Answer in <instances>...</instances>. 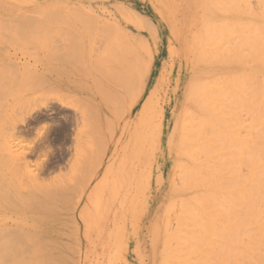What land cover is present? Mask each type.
<instances>
[{
	"label": "bare ground",
	"instance_id": "1",
	"mask_svg": "<svg viewBox=\"0 0 264 264\" xmlns=\"http://www.w3.org/2000/svg\"><path fill=\"white\" fill-rule=\"evenodd\" d=\"M165 3L171 6L176 12V15L172 18H167L169 15L166 17L165 22L169 28V34L165 37L167 57L161 60L154 70L153 64L157 55L154 29L157 26L152 24L149 18L132 9L130 13L122 12V15L124 14L123 16L113 12V16L109 17L107 19L108 21L104 23H98L97 13L96 15L90 14L89 16L91 17L88 16V18H92L90 19L91 21H88L89 23L91 22L90 26L93 27V23H96L101 27L100 29L98 25H95L100 29L98 30L96 28L99 32L103 30L104 32L101 31L103 35L108 33V36L105 35L107 37L105 41L100 42L101 40H98V43L102 45L95 49L96 53L95 51L91 53V57L95 54L98 56V58L96 55L94 56L93 59L97 60V62L94 60L95 65L92 67L90 66L89 68L91 69H85L80 72H70L69 74L65 73L63 75L64 77L58 74L51 75L50 73L54 82H57L56 80H59V82L64 81V79L69 80L70 78L81 82L84 80L82 78V75H84L88 77V80L93 79V81H96H92L96 83L94 87L99 86L97 84L100 82L107 85L109 90L106 86L104 87V85L100 84V86L102 85V87L106 88L103 89V93L107 95V92L104 91H109V96H107L108 102L105 99V104H109V106H107L108 108L104 107L111 110L118 121L119 119H125L131 113L128 124H135L134 129H137L138 137H140L139 141L143 142L142 146L139 145L140 149L138 155L139 153H146L147 157V160L144 158L140 159L139 164L142 166L146 162L147 167H149L148 164L152 166L150 173L144 180L146 186L149 184L150 187L139 193L140 186L144 184L142 180L139 183L141 185L135 189L137 190L136 194L139 193L138 197L136 196L132 200H128L129 197H126L124 200L125 209L122 215L119 214L121 221L115 223L117 229L114 234H111V245L107 257V264H136V261L139 264H264V0H165ZM65 4L67 3L65 2ZM97 5L98 4H96V6ZM33 6L34 4L26 0H0V19L3 20V22L0 20L1 25L4 22L6 23V21L9 23L5 25H9L11 20L14 21L17 19L16 22H11L14 27L15 23L19 24L22 21L23 23L26 22L25 24H29L28 22H31L33 17L28 18V16L32 15L26 14V12L30 9L31 12L29 11L28 13L34 16ZM37 7L39 6L37 5ZM46 7H42L45 9L39 8L40 11H36L38 13L35 14V18H39L37 15L44 13ZM73 7H70L72 9H69L68 6L66 7L68 9L64 8L71 13L70 10H76ZM160 9L161 12H163L162 8ZM41 10L44 11L42 12ZM66 10L63 11L66 12ZM81 10L82 9H80L79 12H81ZM45 13L47 14L43 15L44 17L49 14L52 19V16L55 15V12H52L50 15L51 11H45ZM73 13L71 14L72 16ZM62 14L64 13L62 12ZM76 14H78V11ZM59 15H57V17L54 16L56 18L55 20L61 18L58 17ZM108 16L110 15L108 14ZM163 16L165 19V15ZM118 17L123 18L124 21L121 19V23L129 22L124 24L127 26H125L127 28V33L119 26L121 23L118 21ZM67 18L68 17H65V19ZM22 19H24L25 22ZM29 19L31 20L29 21ZM45 20L46 18L44 20L42 18L41 21L43 22ZM48 20L49 22L52 21L50 19ZM81 20L83 21V19ZM81 20L79 21L77 19L76 21L81 22ZM86 20L85 18L84 21ZM45 23L48 25L47 20ZM11 24L10 27H12ZM25 24L21 25L25 26ZM148 24L152 26V28L150 26V32L144 29V27H149ZM80 25L82 26V23ZM37 26L35 24L33 27H36L37 30L39 28H37ZM41 26H43L42 23ZM102 26H105V28ZM2 27L4 28V24ZM2 27L0 26V28ZM10 27L7 26L8 29ZM14 27L13 33L16 35V30L19 28V32L21 29L18 26L17 28ZM3 28L2 30L5 29ZM40 29L42 32L43 29L41 27ZM132 29L142 33V37H144L145 40H142V38L136 39ZM2 30L0 31L1 35H4L6 31ZM33 30L35 29L33 28ZM144 30L146 31L144 32ZM128 31L131 33L132 38L127 36ZM9 32L8 35L10 36ZM99 32L94 31V36L98 35ZM20 33L17 34L20 35ZM58 33L61 34V32ZM89 33L88 37L90 36ZM21 34L23 35V33ZM102 34L100 33L101 37L99 35L96 38L101 39L105 37ZM1 35L0 40L2 41ZM8 35L6 34L7 37ZM12 35L13 34H11V38ZM51 36H54V34ZM11 38L9 40H11ZM63 38L67 39L65 36H63ZM31 41L32 40H30V42ZM3 42L5 41L3 40ZM16 42H19V40ZM48 42L44 44V41H41L40 45L43 43L44 46H42H46L45 48H47L49 47L47 46ZM25 43L29 42L25 41ZM15 45L18 46L19 44ZM22 46L25 48V45ZM29 46H31V44ZM54 47H56V45ZM32 48H34V46H32ZM32 48L29 53L33 52ZM19 49L21 50V48H18V50ZM62 51L61 49V52ZM22 52L25 54L24 50ZM65 52L68 53L67 51ZM34 54L35 52L33 55ZM65 54H61V56L64 57ZM30 55L31 54H28L29 57H32V55ZM146 55L149 57L144 66ZM9 56L10 55H8V57ZM17 56L15 58H17ZM32 58L30 62H32ZM12 61H8V63H10L9 66L6 61H4L6 64L2 62L1 65L3 64V66L0 67L4 68L6 65L5 67L7 69L13 68L14 64ZM17 61L19 60L17 59L15 64ZM51 61H53V59ZM18 64L17 66H20ZM31 68L33 69V67ZM56 68L58 67L56 66ZM13 69H11L13 73L9 70L12 76L15 74V68ZM16 69H18V67ZM23 69L24 66L19 69V71ZM29 69L28 67L27 69L25 68L23 70L24 74L27 75L28 73L26 72H28ZM34 70L36 71L35 68ZM34 70H32V72ZM4 71L5 70H3V72ZM7 72L8 71H6V73ZM52 72L57 73L55 70ZM21 73L19 74L21 75ZM9 74L7 73L8 76H6L11 77ZM16 74L18 75V73ZM7 77L2 80L0 78V80L5 82V80L8 79ZM10 77L8 81L14 78L15 75L14 77ZM20 79L23 81L21 77ZM97 79H101L99 80L100 82ZM75 82L79 84V82ZM75 82L73 84H76ZM26 85H23V88ZM76 86L77 84L75 87ZM7 88L10 87L7 86ZM3 90L1 89V91ZM100 92L98 93L102 94V91ZM67 93H63V95L66 94L65 96L70 97L71 95L69 96ZM90 94L93 96L95 95L91 93V91ZM59 95L62 94L59 93ZM2 98L4 99V97ZM0 102H2V100ZM137 106L140 107L138 108ZM1 112L3 113V110ZM106 118L107 116L104 119L105 124L112 125ZM86 119L89 121V118L86 117ZM85 123L88 124L87 132L89 131L91 133L90 130L92 129H90L89 126L92 127V124H89L90 121L89 123ZM96 127L98 128V126ZM96 127L94 128L96 129ZM123 129H127V123L123 125ZM99 131L100 130H98V132ZM2 135L0 133V137ZM92 142H94V140H92ZM99 143H101V141H99L98 144ZM1 145L2 143L0 146ZM94 146L96 149L98 145ZM2 153L4 154L5 152ZM5 155L8 156L9 153ZM78 157L79 159L87 158L80 157V154ZM76 160H78V158H76ZM80 161L81 160H78L77 164L78 162L80 163ZM21 162L19 164H21ZM74 163H76V161ZM74 163H72L74 167L72 164L69 166L70 168L72 166L73 171H76L77 169L75 168H77V164ZM92 163L94 162L92 161ZM82 165L84 166L85 162ZM87 168L84 169L88 170ZM155 170L156 173L154 176ZM5 171L3 177L7 175ZM79 171L77 175L81 172ZM6 172L9 171L7 170ZM89 172L91 171L89 170ZM72 173L71 175L68 174V178L71 180L72 185H70L69 179V182L68 180L61 179L57 184L54 183L51 185H45L43 181L40 180V190L38 191L37 186L36 191L34 189V191L30 190V192L38 191V193L41 191L40 198L33 199L36 200V202L31 199L28 200V205H31L30 210L31 207L35 206L34 209L36 212L32 213L29 210L31 214H29V216L24 215L26 216L24 218L27 220L29 218L32 221L31 226L33 227V231L30 233L31 230L24 231L23 229V231H21L22 236L18 233V238L20 239L19 241L15 240L18 242L17 244L15 242L16 245L13 244V240H11L12 242L9 241L8 237L9 234L11 236L12 233V231L9 233L10 230L14 228L18 232L17 229L19 228H16L17 226L14 227L15 225L13 227L8 225V221L7 224L5 221H3L2 225V222L0 223V235H5V237L3 236V238L1 237L2 239H0L1 244L4 239L8 240V242L5 241L3 243L5 247L0 245V247H3L2 249L0 248V260L3 264H13V262L10 263V260H17V264H75L76 261L72 259V256L73 254L75 256L74 252L76 250L73 251L72 245L76 244L77 239L72 236L71 232H64L66 230H61L64 225L62 217L66 218L68 215L64 212L66 216H63V213L61 215L62 217L60 215L58 216V214H61L62 210H65L62 207L64 205L62 202H67L68 200L66 199L70 197L73 198V195L71 196L68 194L69 192L72 193L68 191L69 188L72 186V191L78 188V186L74 185L79 184L80 178L76 175L77 178H79L77 183V180L72 179L73 177L70 178V176L73 175ZM16 175L18 174L15 172L11 177L16 179L19 177V175ZM87 175L89 176V174ZM11 177L10 179H12ZM36 177H38V175ZM36 177H34V179ZM7 178V180H5L6 178H0V183L2 184V180L6 182L8 180L10 181L8 175ZM74 178L77 179L76 177ZM17 179L13 182L14 184L16 183V185H14V187H16L15 189H17V185H19ZM82 182L84 181L81 179V183ZM12 185L11 187H13ZM81 185L80 187L83 189L84 185ZM28 188L24 189L28 190ZM18 191H20V189ZM18 191H14V196L16 198L18 196L19 203H22L24 207L20 206V204L16 206L21 207L22 210L25 208L29 209V207L26 206L28 202L26 205L23 203V201H27V199H24V196L29 192L26 194L22 193V195L20 194L21 197H19ZM76 191L78 192V190H75V192ZM66 192H68L67 196H70L69 198L64 196ZM5 194L7 193L5 192ZM0 196V199L2 198L1 200L4 199L6 203L8 201V207L10 205L13 207V205L9 203L10 201L12 202L10 198V201L9 199H7V201L5 200L8 198L7 195L5 196L6 198H3L4 194L2 195L1 192ZM10 197L13 198L11 194ZM74 199L75 198L71 199V201ZM18 200L16 199V201ZM5 202H3L4 205H6ZM69 204L70 203H68V205ZM61 207L63 209H61ZM14 209L16 210V208ZM14 209H12V211ZM66 210L69 212V209ZM2 214L3 213H1V216H3ZM8 214L9 213H7L6 216H9ZM16 216H18V214ZM21 217L22 216H20V218ZM6 218L7 217H5V219ZM68 218H70V216ZM144 218L149 221L147 226L149 232L148 263H146L145 260L143 261L142 256L139 254L142 244L140 230L142 229V221ZM27 228L28 227H25V230ZM16 231H14V233ZM22 233L26 235L25 238H23L24 236ZM99 234L102 236V231L99 230ZM20 236L26 244L20 241L22 240ZM14 237H11V239ZM65 238H67L68 241H66ZM15 239H17V237H15ZM9 242L13 247L9 245V247L6 246L7 243L10 244ZM131 243L134 245L132 248H130ZM14 246H17V248ZM128 254H134L132 261L128 259ZM79 261H81V258Z\"/></svg>",
	"mask_w": 264,
	"mask_h": 264
},
{
	"label": "rangeland",
	"instance_id": "2",
	"mask_svg": "<svg viewBox=\"0 0 264 264\" xmlns=\"http://www.w3.org/2000/svg\"><path fill=\"white\" fill-rule=\"evenodd\" d=\"M26 1H29L30 3L34 4V6H33L34 12L32 9L34 16H33V14L28 13L29 11L31 12L30 9L26 12V14L32 15V16H28V15L27 16H28V18L33 17L32 21H34V22H32V21L28 22L27 21L29 24H25L26 23L25 20L22 19V20H24L25 23H23L22 20H21L22 22H20V20H19V22L21 24H25V26L21 25L20 23L19 24L15 23V27L16 28H17V26L20 27V29L22 31V32L21 31L18 32V30H19V28H18L16 30V32L18 34L21 32V33H23V35L21 33H20V35H18L16 32H15L16 35H14V33H13L14 32V29H13L14 26H13V24H11V22L13 20H11V22H10L12 27H10V24L5 25V24L9 23V22L7 23V21H6V23L5 22L3 23L4 28L6 30L2 27L3 24L1 25V23H0V26L4 29V30H2V28H0V31L1 30L6 31V33L4 32L5 33L4 35L2 34L3 38L7 37L6 34L8 35V32L11 30L9 32L10 36L8 35L9 38L7 37L4 39L2 38V35L0 32L1 39H2V41L0 40V66H3V64L1 65V63L4 61H6L8 63V61L10 62L13 60L12 61V63L14 64L13 68H15V71H14L15 74H13V76H12L11 74L13 73L12 72L14 70L13 68L7 69L5 67L6 65L4 66V68L0 67V71L2 69L1 72H3V70H5L3 73L0 72L1 73L0 78H1V80L3 78L5 79L8 76L7 73L9 74L10 72H12L9 74V75H11V77H14V75L16 77V78L15 77L11 78L9 76L11 79L8 81L9 77H7L8 79L5 80V82H2L0 80L1 81L0 88L2 90L4 89L3 91H1V89H0V98L4 97V99L3 98L0 99V101L2 100V102H0L1 103L0 104V131H1L0 133H1V135L4 132V134L1 136L2 138L0 137L1 138L0 144L2 143V145H3V147H2V145L0 146V151H1V153H0V160H1L0 161V168H2V167L4 168V169L3 168L0 169V171H1L0 174L2 176V177L0 176V178H2V179L6 178L5 180H7L8 179L7 175H8L9 179H10V177L13 176L15 174V172H16V174L19 175V177H17L18 179L16 178V176H18V175L15 176L17 181H19V183L17 182L19 184V185H17L18 186L17 189H15L16 187H14V185H16V183L15 184L13 183V182H15L14 180H16V179H13L14 177H11L12 179H10V181L12 180L11 181L12 183L9 180L7 182L2 180V184L0 183V188L2 187L0 189V193L2 192V195L4 194L3 198L7 195L8 198L5 197L6 198L5 200L7 201V199L10 198L12 200V202L9 199V201H10L9 203H11L14 208H16V210H15L13 207H11V205L8 207L7 206V205H9V204H7L8 201L6 203L4 201V199L1 200L2 199L1 198L0 199V204H1V206H0V209H1L0 210V219H1L0 223L2 222L1 223V225H2L3 221H5L6 224L9 222L10 224L8 223V225H11L12 227L15 225L14 227L17 226L16 228H19V229H17L18 232L14 228H13V230L16 231L15 233L13 230H10V232H9V233H11V231H12V233H13V234L11 233V236L9 234V237H8L9 241H11V240L14 241L13 244H15L16 241H19L20 238H18L19 237L18 235L19 234L21 235V231H23V229H24V231L31 230L30 233H32V231H33V227L31 226L32 221L29 218L27 220L24 217H26L27 215L29 216V214H31V212L32 213L36 212L34 209L35 206L31 207V210H30L31 205H28L29 204L28 200L40 198L41 191L38 193V191L40 190L39 187L41 188V186H39L41 184L40 180L43 181V184H45V185H51L54 183L57 184L58 181L61 179L62 180H64V179L68 180L69 175H71V173L73 172L72 173L73 175L70 176V178L73 177L72 179L77 180V183H78V180L80 178L79 184L74 185V186H78L79 189L78 188L76 189L73 186L75 189H74V191H72V186H71L70 187L71 189L69 188L68 191H71L72 193L66 192L64 195L66 197H68L67 193L70 194L71 196L73 195L72 197L75 198L74 200L71 201V199H73V198H71L70 196H69L70 198L68 197L69 199H66L63 197L64 199L68 200L67 202H64L62 199V201L64 202V203L62 202V204H64L62 207L65 210H62L61 214H58V216L59 215L61 216L62 213L64 216L66 213V215H68V217L70 216V218H68V217L63 218L61 216L62 220L64 222L63 228H61V230L62 231L66 230L64 232H68V231L71 232L72 236L76 237V239H77L76 244L72 245L73 251L76 250L74 252L75 256L73 254L74 258L72 256V259L76 261L75 264H107V257L109 255V249H110V245H111L110 244L111 234L112 233L114 234L116 229H117V226H115V223L117 221H118V223L121 221L119 218V214L122 215V213L125 209L124 200L126 197L127 198L129 197L128 200H132L134 197H136V196L138 197V194L141 191H145L148 187H150V185L148 183H147L148 185L146 186L144 180L146 179V177L150 173L152 166L148 164L149 167H147L146 162L142 166L139 164L140 159L144 158L145 160H147V157H146V153H141V154L139 153V155H138L140 146L143 145V142L139 141L140 137H138L137 129H134L135 124L134 123L128 124V119H129V116L131 113L125 119H123V120L119 119V121H118V119H116V117H115V114L113 112H111V110H108L105 108V107L109 106V104H105L107 101V96H109V91H106V90L104 91V92H107V95H106V93H103V89H106V88H104L105 86L107 87V89L109 87L107 85H105L103 82H100L99 80H101V79H97L100 82V83H98V81H97V83H98L97 85L100 86V84H102V85H104V87H102V85L100 87L99 86L94 87L96 85V83H93V82H96V81H93V79L88 80V77H85L84 75H82V78L84 79L83 81H85V82L73 80V78H70L69 80L64 79V81H60V82H59V80H56L57 82H54L51 75L58 74L60 76H63L65 73L69 74L70 72L71 73L72 72H80V71L85 70V69L86 70L91 69L89 67L90 66L92 67L93 65H95V63H94L95 59H93V58L96 54L93 57H91V55H92L91 53L94 51L96 53L95 49L99 48V46L102 45L98 42L100 40H101L100 42L105 41V39H107L106 36H108V33H106V34L104 33L106 35L105 36L101 32L103 30H101L99 32L98 30L101 29V27H99L100 25L93 23V21H92L93 25L94 26L98 25V28H100V29H98L96 26L95 27L93 26L94 28L92 26H90L91 22L90 23L88 22V21H91L90 19H92V18H88V16L90 14L96 15V13H97L98 23H100V22L104 23L105 21H108L107 19L109 17L113 16L112 15L113 12L115 14L117 13L118 15L123 16L124 14L122 15V12L130 13L132 9L140 12L141 14H143L144 16L149 18V21L151 20L152 24H155L157 26L154 29V31H155V46H156V54H157L155 61H154V64H153V70H154V68L156 66H158L160 61L164 60L167 57V50L165 49V46H166V38L165 37L167 34H169L168 33L169 28L166 25L167 23L165 22L166 17L168 15H169V17H167V18H170V17L172 18L173 16L175 17L176 12L171 8L170 5H167L165 3V0H91V1L90 0H26ZM58 1H60V2H58ZM63 1H64V4H63ZM65 2L67 4H65ZM72 2H74V3H72ZM96 4H98V5L96 6ZM37 5L39 7H37ZM84 5H85V7H84ZM67 6L69 7V9H72L70 7L74 6L73 8L76 10L75 11L70 10L71 11V13H70L68 10H66V9H68V8H66ZM42 7H46V10H45L46 12L51 11L50 15L52 14V12L53 13L55 12L54 13L55 15L52 16L53 19L51 18V16H49V14L44 17L43 15L47 14V13H45L44 10H41L42 12L44 11V13L40 12L41 14L39 13L40 15H37V16H39V18L37 17L38 19L35 18L36 17L35 14H37L40 11L39 8H42ZM48 8H51V9H48ZM62 8H64V9H62ZM160 8H162L163 12H161ZM42 9H45V8H42ZM80 9H82L81 12H79ZM63 10H66V12ZM99 10H101V11H99ZM36 11H38V12H36ZM77 11H78V14H76ZM82 11L87 12V13H83ZM108 11H110V12H108ZM62 12L64 14H62ZM72 13H73V16L71 15ZM86 14H88V15H86ZM108 14L110 16H108ZM57 15H59L58 17H61L59 19L60 21L55 20L56 19L55 17H57ZM163 15H165V19H164ZM40 16L43 18V20L46 18V20L48 21V25H46L47 23H45L46 20L43 22L41 21L42 18ZM64 16L68 17V18L65 19ZM105 16H106V18H105ZM75 17H76V19H75ZM89 17H91V16H89ZM85 18L87 19L86 20L87 22L84 21ZM36 19H37V21H36ZM39 19H40V21H39ZM48 19H50L52 21L49 22ZM77 19L79 21L81 19H83V21L81 20V22H79V21L77 22L76 21ZM121 19L123 20L122 17H118V21L120 23L122 22ZM0 20H2V19H0ZM17 20H14V21L16 22ZM30 20L31 19H29V21ZM2 22H3V20H2ZM56 22H58V23H56ZM41 23L43 24V26H41ZM59 23H61V24H59ZM81 23H82V26L80 25ZM127 23H129V22H127ZM127 23L119 24V26L121 27V29L124 30V32L127 29L126 28L127 26L124 24H127ZM32 24H34V25H32ZM35 24H36V26L38 25L37 28L39 27L37 30H36V27H33V26H35ZM29 25L32 26L35 30H33V28L30 27ZM7 26L10 28L8 29ZM150 26H151V24L149 25V27H144V29H146L147 31L149 30L148 32H150V29L152 28V26H151V28H150ZM40 27L43 30L44 29L45 30L44 31L42 30V32H41ZM43 27H45V28H43ZM102 27L105 28V26H102ZM57 28H61V29H57ZM73 28H76V29H73ZM22 29H24V30H22ZM57 30H58V32H61V34L58 33ZM146 30H144V32ZM23 31H26V32H23ZM36 31H38V32H36ZM94 31L99 32V34L97 33L98 35L95 34L96 36H94V34H93ZM132 31H133V35L136 37V39L142 38V40H145V38L142 37V35H143L142 33L137 32L134 29H132ZM51 32H52V34H51ZM88 33L90 35L89 37H88ZM100 33L103 36H105V37L102 36L104 39L103 38H101V39L96 38L100 35ZM125 33H127V31ZM11 34L14 35V36L12 35L13 40L11 38ZM53 34H54V36H51ZM110 34L112 35L111 32H110ZM110 34H109V36H110ZM15 36H20V37H15ZM26 36L27 37L29 36L28 39H30L32 41L30 42V40H28V39H27L28 40L27 41ZM63 36H65V38H67V39H64ZM112 36H114V35H112ZM127 36L129 38H132V35L129 31H128ZM33 37H34V39H33ZM100 37H101V35H100ZM10 38L12 41L9 40ZM114 38H115V36H114ZM60 39H61V41H60ZM3 40L5 42H3ZM15 40L16 41L19 40V42H16ZM77 40H79V41H77ZM25 41L29 42V43H25ZM41 41L42 42L44 41V44H46V42L49 41L47 43V46H49L50 48L49 47L45 48L46 46L43 47L44 46L43 43H42L43 46L40 45ZM6 43H7V45H6ZM12 43L19 44V45L17 46V45L12 44ZM30 44H31V46H29ZM22 45H25V48ZM55 45L57 48L54 47ZM12 46H14V47H12ZM32 46H34V48H32ZM3 48H5V49H3ZM18 48H21V50L20 49L18 50ZM31 48H32L33 52L29 53L31 51ZM27 49H28V51H27ZM33 49H35L36 51ZM61 49L64 51V53H63V51L61 52ZM23 50H24L25 54L22 52ZM47 50H48V52H47ZM58 50H60V51H58ZM152 50H153V46H152ZM65 51H67L68 53H66ZM34 52H35V54L33 55ZM49 52H50V54H49ZM20 53L23 55H21ZM51 53H52V55H51ZM58 53H59V56H58ZM60 53L62 55L65 53L66 54L63 57V56H61ZM7 54L10 56L8 57ZM28 54H31L32 57H34V58L29 57ZM15 55L16 56L18 55L17 58H15L16 57ZM52 56H54V57H52ZM76 56H78V57H76ZM146 56H145L146 58L144 59V66L147 63L148 57H149L148 55H146ZM10 57L12 58V60ZM26 57H29V58H26ZM96 57L98 58L97 55H96ZM31 58H32V62H30ZM17 59L19 61H17V63L15 64ZM52 59H53V61H51ZM20 61H21V63H20ZM95 61L97 62V60H95ZM29 62H30V64H29ZM66 62H68V63H66ZM18 63H20V64H18ZM4 64H6V63L4 62ZM9 64L10 63H8L7 65L9 66ZM17 64L20 66H17ZM25 65H26V67H25ZM55 65L58 68H56ZM16 66L18 67V69H16L17 68ZM23 66H24V69L25 68L27 69V67H28V69L33 67V69L32 68L31 69L34 70V68H35L36 71L34 70L32 72V70L29 69L28 72H26L27 71L26 70L25 72L28 73L26 75V74H24V71H23L24 69L19 71V69L23 68ZM144 66H143V68H144ZM11 69H13V70H11ZM9 70H11V71L9 72ZM51 70L52 71L55 70L57 73H54ZM68 70H71V71H68ZM6 71H8V72L6 73ZM16 73H18V75ZM19 73H21V75ZM50 73H51V75H50ZM2 74H3V76H2ZM4 74H5V77H4ZM17 76H18V78H17ZM19 76L23 79V81H21ZM23 77H25V78H23ZM63 77H61V78H63ZM18 79H19V81H18ZM14 80L17 82H15ZM75 81L79 82V84L76 83ZM74 82L77 84L76 87H75L76 84H73ZM3 83H4V85H3ZM26 84H28L29 86ZM23 85H26V86L23 88ZM7 86L10 88H7ZM24 90H26V91H24ZM8 91H9V94H8ZM90 91H91V93L98 95V96H101V97L91 95ZM96 91H98V92L102 91V94L104 97L102 96V94H100L101 92L98 93ZM1 92H2V95H1ZM4 92H5V94H4ZM71 92H72V94H71ZM59 93L62 95H59ZM63 93H67V94H69V96L70 95L71 96L70 97L65 96L66 94L63 95ZM7 95H9V96H7ZM13 95H15L16 97ZM72 96H73V98H72ZM5 98H6V101H5ZM105 99H106V101H105ZM15 101H16V104H15ZM11 103H14V104H11ZM137 107L139 108L140 106H137ZM2 110H3V113L1 112ZM88 113H91V114H88ZM103 115H105V116H103ZM106 116H107L106 120L108 119V122L110 121V123H112V125L105 124L104 119ZM86 117L89 118L90 123L86 119ZM97 118H98V120H97ZM92 120H93V122H92ZM94 121L96 122V124ZM85 122L89 123L90 125L92 124V127L89 126V128L92 129V130H90L91 133L89 131L87 132L88 124H86ZM106 123H107V121H106ZM125 123H127V129L124 130L123 125ZM96 126H98L99 129ZM94 127H96V129ZM98 130H100V131L98 132ZM87 133H89V134H87ZM90 139H91V141H90ZM92 140H94V142H92ZM99 141H101L102 145H101V143H99L100 145L98 144ZM94 145H96V146L98 145L96 147V149H95ZM2 152H5V153L3 154ZM6 153H7V155L9 153V155L6 156L5 155ZM79 154H80V157L82 156V158H84V157H87V158L90 157V158H88V159L85 158L86 160L85 159H79V157H78ZM130 154H132V155H130ZM75 157L78 158V160H81L83 163L80 161L81 164L78 162V164H79L78 165L77 164L78 160H76ZM96 157H97V159H96ZM19 158H21L22 160ZM91 158H94V159H91ZM74 159H75L76 163H74L75 162ZM148 159H149V157H148ZM16 161L18 162V164ZM92 161L94 163H92ZM20 162H21V164H19ZM71 162L74 164H77V168H75V169H77L76 171H73L74 165ZM84 162H85V165L83 166L82 164H84ZM71 164L73 165V167L71 166V168H70L69 165H71ZM79 166H80V168H79ZM84 168L85 169L87 168L88 170H85ZM5 169H6V171L8 170L9 172H6ZM71 169H72V171H71ZM79 169L81 172L79 171ZM3 170L5 171V173H7V175H5V177H3L4 176ZM89 170L91 172H89ZM78 171L80 172L79 175H77ZM2 172H3V174H2ZM86 173L89 174V176ZM155 173H156V170L154 171V176H155ZM37 175H38V177H36ZM76 175L79 176V178H77ZM80 176H82L83 178ZM34 177H36V178L34 179ZM74 177H76L77 179H75ZM38 178H40V179H38ZM89 178H91V179H89ZM23 179L24 180L26 179L25 182ZM81 179L84 181L82 183H85V182L86 183L82 184ZM126 179H127V181H126ZM35 180H37L38 182ZM69 180H68V182H69ZM142 180L144 182V184H142L143 187L140 186L141 184H139ZM20 181H21V185H20ZM23 183L25 186L23 185ZM36 183H38V184H36ZM70 183H71L70 185H72L71 180H70ZM77 183H75V184H77ZM11 185L13 187H11ZM26 185H27V187H26ZM80 185L81 186L84 185L83 189L80 187ZM36 186L38 187L37 188L38 191L32 192L34 190L35 191L37 190ZM127 186H129V187H127ZM138 186H140L141 188H140L139 193L136 194L137 190H135V189ZM22 187H24V188H28V187L31 188L32 187V188L31 189L28 188V190H29L28 191ZM33 187H35V188H33ZM2 189H3V191L4 190L5 191L3 192ZM19 189H20V191H18ZM30 190H32V191L30 192ZM75 190H78V192L76 191L77 192L76 193ZM14 191H16V192L18 191V195H20V194L22 195V193L26 194L29 192L28 194H26L27 196L23 195L24 199H27V201L25 200V202L23 201V203H25L24 205H26V203L28 202L26 206H28L29 209L25 208L26 209V211H25V209L22 210L21 207L16 206V205H19L20 203H19L18 196H17L16 192H15V195L17 196V198L14 196ZM5 192L7 194H5ZM73 192H74V194H73ZM10 194L12 195V197L14 199L10 197ZM21 195L19 197H21ZM74 196H76V197H74ZM33 197H35V198H33ZM15 198L18 201H16ZM20 199H23V198H20ZM33 201L36 202V200H33ZM3 202H5L6 205H4ZM15 202L18 204H16ZM68 203H70V204L68 205ZM81 203H83V204H81ZM32 204H33V202H32ZM20 206L24 207L22 205V203L20 204ZM69 206H70V208H69ZM62 207H61V209H63ZM65 207H67V208H65ZM11 208L14 210L12 211ZM32 209H34V210H32ZM66 209H69V212ZM6 212L9 213L8 214L9 216H6L7 215ZM1 213H3L2 214L3 216H1ZM17 214H18V216H16ZM24 215H26V216H24ZM20 216H22V217L20 218ZM5 217H7L6 218L7 220L5 219ZM9 217H11V218H9ZM148 224H149V221L146 218H144L142 221V229L140 230V233H141L140 237H141L142 244L140 247V251H139L140 253L139 254L142 256L143 261L145 260L146 263H148V259H147L148 254L147 253H148V248H149V237H148L149 232H148V228H147ZM67 226L73 230H71ZM25 227H28V228L25 230ZM64 227H66L67 229ZM103 229H104V231H103ZM99 230L102 231V233H103L102 236H101V234H99ZM3 236L5 237V235L1 234L0 239H2ZM14 236L17 237V239H15ZM23 236H24L23 238H25L26 235L23 234ZM11 237H14V238L11 239ZM23 238L21 237L22 240H20L22 243L24 242ZM65 240L68 241L67 238H65ZM65 240H63V241H65ZM5 241L8 242V240H5V239L2 242L4 243ZM21 242H19V243H21ZM3 243L1 244V240H0L1 246L2 245L4 246ZM17 243L18 242H16V244ZM24 243L26 244V242H24ZM82 243H83V246H82ZM69 244H70V242H69ZM8 245L10 247H13L11 245V243L6 244L7 247H9ZM21 246H22V244H21ZM133 246L134 245L131 243L130 248H132ZM142 246H144V247H142ZM14 247L17 248V246H14ZM18 247H19V245H18ZM0 248L2 249L3 247H0ZM133 255L128 254V259L132 261ZM80 258H81V261H79ZM16 261L10 260V263L13 262V264H17ZM14 262H16V263H14ZM125 262L127 263L126 260H125ZM0 264H3V262L1 260H0ZM118 264H120V263H118ZM136 264H139V263L136 261Z\"/></svg>",
	"mask_w": 264,
	"mask_h": 264
}]
</instances>
